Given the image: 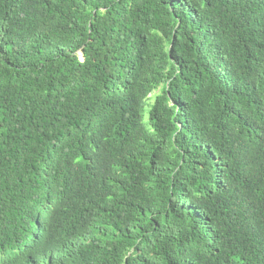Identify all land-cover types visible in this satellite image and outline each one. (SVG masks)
<instances>
[{
    "label": "trees",
    "instance_id": "trees-1",
    "mask_svg": "<svg viewBox=\"0 0 264 264\" xmlns=\"http://www.w3.org/2000/svg\"><path fill=\"white\" fill-rule=\"evenodd\" d=\"M0 264H264V0H0Z\"/></svg>",
    "mask_w": 264,
    "mask_h": 264
},
{
    "label": "rangeland",
    "instance_id": "rangeland-1",
    "mask_svg": "<svg viewBox=\"0 0 264 264\" xmlns=\"http://www.w3.org/2000/svg\"><path fill=\"white\" fill-rule=\"evenodd\" d=\"M158 90L154 91L152 94H151V98H150V101L152 102L153 100V96H154V93H156Z\"/></svg>",
    "mask_w": 264,
    "mask_h": 264
}]
</instances>
